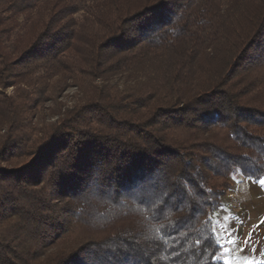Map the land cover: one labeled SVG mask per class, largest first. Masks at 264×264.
<instances>
[{
	"label": "trees",
	"instance_id": "trees-1",
	"mask_svg": "<svg viewBox=\"0 0 264 264\" xmlns=\"http://www.w3.org/2000/svg\"><path fill=\"white\" fill-rule=\"evenodd\" d=\"M42 80L81 93L52 122ZM0 165V264H224L213 213L264 178V0H0Z\"/></svg>",
	"mask_w": 264,
	"mask_h": 264
},
{
	"label": "crops",
	"instance_id": "crops-1",
	"mask_svg": "<svg viewBox=\"0 0 264 264\" xmlns=\"http://www.w3.org/2000/svg\"><path fill=\"white\" fill-rule=\"evenodd\" d=\"M254 181L241 173L230 178L231 187L213 213L224 264H264V187Z\"/></svg>",
	"mask_w": 264,
	"mask_h": 264
},
{
	"label": "rangeland",
	"instance_id": "rangeland-1",
	"mask_svg": "<svg viewBox=\"0 0 264 264\" xmlns=\"http://www.w3.org/2000/svg\"><path fill=\"white\" fill-rule=\"evenodd\" d=\"M35 17V16H34ZM26 16L22 15L17 17L16 19H11L10 23L13 28L11 34V40L20 42L22 39L26 37L27 32L29 31L30 24L27 23ZM147 72H132V73H124L123 75L117 77L114 82L119 84L120 87H124L128 84H135L140 80H143L146 76ZM56 84L55 80L44 81L37 85L43 87L46 91L44 100L45 102L42 104L41 108L37 111L36 121H44L52 122L56 119L55 110H57L60 106H72L75 104L81 97L80 91L72 86L68 85L61 92L57 93V95H53L54 86ZM39 86V87H40ZM8 94H14L15 89L11 88L7 91ZM53 98L55 101H50ZM237 174L231 176L230 178L236 176ZM230 180V179H229Z\"/></svg>",
	"mask_w": 264,
	"mask_h": 264
},
{
	"label": "snow or ice",
	"instance_id": "snow-or-ice-1",
	"mask_svg": "<svg viewBox=\"0 0 264 264\" xmlns=\"http://www.w3.org/2000/svg\"><path fill=\"white\" fill-rule=\"evenodd\" d=\"M0 166H3V165H0ZM255 183H258L261 187H264V178H261V179H259L258 181H254ZM156 185H155V183L153 184V187H155ZM260 223H264V218H261V220H260ZM257 227H258V225H257ZM248 241L250 242L251 241V236L249 235L248 236ZM254 251H255V249H254ZM148 264H150V261L148 262Z\"/></svg>",
	"mask_w": 264,
	"mask_h": 264
}]
</instances>
